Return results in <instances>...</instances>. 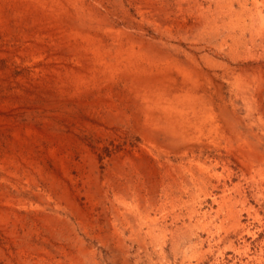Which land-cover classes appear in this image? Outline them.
Here are the masks:
<instances>
[{
	"label": "rangeland",
	"instance_id": "374dc122",
	"mask_svg": "<svg viewBox=\"0 0 264 264\" xmlns=\"http://www.w3.org/2000/svg\"><path fill=\"white\" fill-rule=\"evenodd\" d=\"M262 86L264 0H0V264H264Z\"/></svg>",
	"mask_w": 264,
	"mask_h": 264
},
{
	"label": "bare ground",
	"instance_id": "6f19581e",
	"mask_svg": "<svg viewBox=\"0 0 264 264\" xmlns=\"http://www.w3.org/2000/svg\"><path fill=\"white\" fill-rule=\"evenodd\" d=\"M55 1H56V0H55ZM67 1H68V0H67ZM80 1H81V0H80ZM70 2H71V1H70ZM66 4H67V3H66ZM69 8H70V7H69ZM71 10H72V9H71ZM149 48H150V47H149ZM148 51H149V50H148ZM147 53H148V52H147ZM149 55H151V54H149ZM153 57H154V55H153ZM235 62H236V61H235ZM239 65H240V64H239ZM231 69H232V68H231ZM188 71H189V73H191L190 69H188ZM245 74H246V73H245ZM192 75H193V73H192ZM192 75H191V76H192ZM189 76H190V75H189ZM191 76H190V77H191ZM245 76H246V75H245ZM235 77H236V75H235ZM247 77H248V76H247ZM247 77H246V78H247ZM244 79H245V78H244ZM248 79H249V78H248ZM256 81H257V80H256ZM256 81H254V82L256 83ZM261 82H262V81H261ZM261 82H260V83H261ZM260 83H258V86H259V85L261 86ZM232 84H233V83H232ZM248 84H249V83H248ZM236 85H237V84H236ZM240 85H242V84H240ZM240 85H238V86H240ZM232 86H233V85H232ZM243 87H244V86H243ZM247 87H248V86H247ZM254 87H255V86H254ZM240 88H241V87H240ZM241 89H242V88H241ZM243 90H244V89H243ZM243 90H242V91H243ZM249 90H250V89H249ZM249 90H248V91H249ZM258 90H259V88H258ZM260 90H261V92L258 91V93H263L262 91H264V86H262V88H261ZM251 91H252V90H251ZM253 91H254V90H253ZM242 94H243V93H242ZM251 95L253 96V92H250L245 98H248V96H251ZM198 98H199V97H198ZM200 98H201V97H200ZM253 98H254V97H253ZM255 99H256V98H255ZM258 99H259V98H258ZM250 100H251V99H250ZM253 100H254V99H253ZM198 101H199V100H198ZM254 102H255V101H254ZM251 103H252V102H251ZM256 103H257V102H256ZM251 105H252V104H251ZM253 105H254V103H253ZM257 105H258V104H257ZM162 106H164V105H162ZM165 106H166V105H165ZM206 109H207V108H206ZM252 109H254V108L252 107ZM180 114H181V113H180ZM172 115H173V114H172ZM219 116H220V115H219ZM163 117H164V116H163ZM185 118H186V117H184V119H185ZM158 119H159V118H158ZM167 119H168V118H167ZM224 119H226V118H224ZM170 120H171V119H170ZM170 120H169V122H170ZM181 120H182V119H181ZM163 121H164V119H163ZM167 121H168V120H167ZM169 122H168V123H169ZM240 122H241V121H240ZM159 123H160V122H159ZM179 123H180V121H179ZM177 125H178V124H177ZM166 126H167V125H166ZM169 127H170V126H169ZM176 127H178V126H176ZM171 128H172V127H171ZM179 128H180V127H179ZM164 130H165V128H164ZM164 130H163V131H164ZM168 130H169V129H167V131H168ZM170 131H171V130H170ZM177 131H178V130H177ZM164 132H165V131H164ZM168 133H169L168 136L170 137L169 140H171V139H172V140L180 139V138H178V136H179L178 133H176V132H173V133H172V132H168ZM247 134H248V133H247ZM168 136H167V137H168ZM179 137H180V136H179ZM181 137H182V136H181ZM247 147H248V146H247ZM241 154H242V153H241ZM261 155H262V154H261ZM186 156H187V155H186ZM189 156H190V155H189ZM246 156H247V155H246ZM192 158H193V157H192ZM216 159H217V158H216ZM246 159H247V158H246ZM243 161H244V160H243ZM251 161H252V160H251ZM239 162H240V161H239ZM239 162H238V163H239ZM245 163H246V162H245ZM247 163H248V162H247ZM221 164H222V163H221ZM239 164H240V163H239ZM241 164H242V163H241ZM254 165H255V164H254ZM256 166H257V165H256ZM240 167H242V166H240ZM250 168H251V167H250ZM243 170H244V169H243ZM250 173H252V172H250ZM239 175H240V174H239ZM259 175H260V174H259ZM241 176H242V175H241ZM246 176H247V175H246ZM246 178H247V177H246ZM248 178H249V177H248ZM242 180H243V179H242ZM263 180H264V179H263ZM245 181H247V180H245ZM245 181H243V182H245ZM254 182H256V181H254ZM245 183H246V182H245ZM254 186H255V185H254ZM257 186H258V185H257ZM258 187L260 188V186H258ZM262 190H263V188H262ZM254 191H255V190H254ZM263 191H264V190H263ZM261 193H263V192H261ZM263 197H264V196H263ZM259 200H260V199H259ZM260 201H261V200H260ZM258 204H259V203H258ZM153 205H154V204H153ZM260 207H261V206H260ZM142 212H143V211H142ZM139 218H140V217H139Z\"/></svg>",
	"mask_w": 264,
	"mask_h": 264
}]
</instances>
